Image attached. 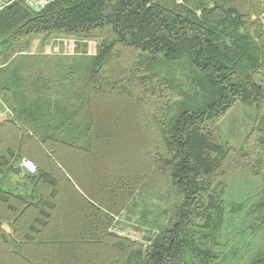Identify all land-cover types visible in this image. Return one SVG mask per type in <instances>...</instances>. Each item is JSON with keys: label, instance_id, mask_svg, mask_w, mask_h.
<instances>
[{"label": "trees", "instance_id": "obj_1", "mask_svg": "<svg viewBox=\"0 0 264 264\" xmlns=\"http://www.w3.org/2000/svg\"><path fill=\"white\" fill-rule=\"evenodd\" d=\"M262 19L264 0L1 10L0 264H264ZM53 35L72 53H30ZM238 102L255 122L237 155L217 130ZM149 200L166 208L140 213L143 244L114 231Z\"/></svg>", "mask_w": 264, "mask_h": 264}, {"label": "rangeland", "instance_id": "obj_2", "mask_svg": "<svg viewBox=\"0 0 264 264\" xmlns=\"http://www.w3.org/2000/svg\"><path fill=\"white\" fill-rule=\"evenodd\" d=\"M264 21V19H262ZM72 37H68L65 35H53L45 42L41 37H36L30 45V50L35 48L36 51H42L46 49L48 45L56 46L60 44L63 45H72L71 39ZM2 39V38H0ZM93 49V44H90ZM96 45V44H95ZM8 50H12L11 48L3 50L1 53H5ZM54 50V49H51ZM96 52V48L92 50V53ZM38 53V52H35ZM1 62V57H0ZM71 63V67L75 68L78 73L82 76L88 75L91 66V58L90 56H82L77 55L73 57V59L69 62ZM172 72H176L175 76H180L183 72L179 68L172 69ZM255 118L254 112L248 106H245L241 102L235 103L234 106L227 112V114L222 118L219 123V129L217 130V135L219 131V135L222 138L224 145L228 148L229 151L235 150L237 151V155L241 154L245 148L244 146V138L250 134L252 127L254 126ZM218 135V136H219ZM142 155L137 156V161L142 163ZM117 159H120L116 156ZM241 159V156H239ZM166 208V203H159L158 200H149L147 202L141 201V205L131 206L129 210L124 211L123 214L117 219L116 224H114V231L120 235L127 236L131 239L138 241L143 244L145 242V238H147V232L141 228L139 225V218H141V214L143 211L147 210L149 213L156 210V208ZM163 217V216H162ZM162 220V219H161Z\"/></svg>", "mask_w": 264, "mask_h": 264}, {"label": "built area", "instance_id": "obj_3", "mask_svg": "<svg viewBox=\"0 0 264 264\" xmlns=\"http://www.w3.org/2000/svg\"><path fill=\"white\" fill-rule=\"evenodd\" d=\"M51 2H53V0H0V11L14 3H21L30 9H34V7H39L41 10L45 8ZM51 45H48L47 48L43 49L42 52L48 53L49 51H54L57 54L66 55L68 53L71 54L73 51V44L71 46L69 44L68 45L60 44V46L59 45L51 46ZM51 49H54V50H51ZM32 50L36 51L35 48H33ZM14 116H15V113L13 112L11 107L4 101L3 97L0 95V122L13 120ZM20 167L25 172L30 173V174H34L36 172V165L31 160L22 159Z\"/></svg>", "mask_w": 264, "mask_h": 264}, {"label": "crops", "instance_id": "obj_4", "mask_svg": "<svg viewBox=\"0 0 264 264\" xmlns=\"http://www.w3.org/2000/svg\"><path fill=\"white\" fill-rule=\"evenodd\" d=\"M43 51V50H42ZM33 52H40V51H33L32 49L30 50V53L33 54ZM48 52V51H47ZM48 53H52V54H55V55H60V54H57L55 53L54 51H49ZM14 178V177H13ZM13 178H9L10 181L13 179ZM17 179V177H15ZM7 184H9V180H4ZM12 182V181H11ZM3 229L7 232V233H10L11 232V227L7 224V223H4L3 224Z\"/></svg>", "mask_w": 264, "mask_h": 264}, {"label": "water", "instance_id": "obj_5", "mask_svg": "<svg viewBox=\"0 0 264 264\" xmlns=\"http://www.w3.org/2000/svg\"><path fill=\"white\" fill-rule=\"evenodd\" d=\"M33 10H34V11H40V8H39V7H34ZM21 161H22L21 158H17L16 161H15V163H14V165H15L16 167H20Z\"/></svg>", "mask_w": 264, "mask_h": 264}]
</instances>
